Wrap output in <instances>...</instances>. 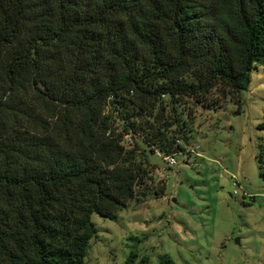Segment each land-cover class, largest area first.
Here are the masks:
<instances>
[{
	"label": "trees",
	"instance_id": "obj_1",
	"mask_svg": "<svg viewBox=\"0 0 264 264\" xmlns=\"http://www.w3.org/2000/svg\"><path fill=\"white\" fill-rule=\"evenodd\" d=\"M261 62L264 0H0V264H83L91 214L144 183L143 146L182 151L176 107L238 114ZM256 159L264 178V143Z\"/></svg>",
	"mask_w": 264,
	"mask_h": 264
},
{
	"label": "rangeland",
	"instance_id": "obj_2",
	"mask_svg": "<svg viewBox=\"0 0 264 264\" xmlns=\"http://www.w3.org/2000/svg\"><path fill=\"white\" fill-rule=\"evenodd\" d=\"M238 95V114L229 98L216 108L188 101L190 119L176 107L187 141L179 140L175 163L143 146L144 183L115 218L91 214L96 233L83 264H125L129 254L127 264H156L161 255L175 264H264V178L256 159L264 143L256 128L264 115V62ZM123 144H132L128 134Z\"/></svg>",
	"mask_w": 264,
	"mask_h": 264
},
{
	"label": "built area",
	"instance_id": "obj_3",
	"mask_svg": "<svg viewBox=\"0 0 264 264\" xmlns=\"http://www.w3.org/2000/svg\"><path fill=\"white\" fill-rule=\"evenodd\" d=\"M163 159L166 161V163L168 165H172V164L175 163L174 154L164 155ZM260 193L264 194V187L261 188V192Z\"/></svg>",
	"mask_w": 264,
	"mask_h": 264
}]
</instances>
